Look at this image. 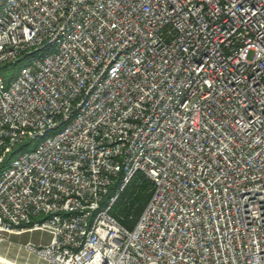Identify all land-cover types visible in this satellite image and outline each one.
Returning <instances> with one entry per match:
<instances>
[{
  "label": "built area",
  "instance_id": "1",
  "mask_svg": "<svg viewBox=\"0 0 264 264\" xmlns=\"http://www.w3.org/2000/svg\"><path fill=\"white\" fill-rule=\"evenodd\" d=\"M21 59L0 233L47 235L24 247L49 264H264V0H0V65Z\"/></svg>",
  "mask_w": 264,
  "mask_h": 264
},
{
  "label": "trees",
  "instance_id": "2",
  "mask_svg": "<svg viewBox=\"0 0 264 264\" xmlns=\"http://www.w3.org/2000/svg\"><path fill=\"white\" fill-rule=\"evenodd\" d=\"M26 64V60L21 59L13 64L0 65V78L7 84L19 72L20 68ZM36 146L35 142L25 140L18 144L15 149L7 155L1 167H4L9 160L15 158L23 151L32 150ZM117 183H114L109 190L110 194L114 192ZM152 190V183L143 174L136 173L130 180L128 185L122 192L119 193L113 207L111 214L115 216L122 224L131 228L140 217L144 210Z\"/></svg>",
  "mask_w": 264,
  "mask_h": 264
},
{
  "label": "crops",
  "instance_id": "3",
  "mask_svg": "<svg viewBox=\"0 0 264 264\" xmlns=\"http://www.w3.org/2000/svg\"><path fill=\"white\" fill-rule=\"evenodd\" d=\"M9 237L0 239V264H49L42 260L40 262L38 257L24 251L16 241L8 240ZM41 237L48 239L47 235Z\"/></svg>",
  "mask_w": 264,
  "mask_h": 264
},
{
  "label": "rangeland",
  "instance_id": "4",
  "mask_svg": "<svg viewBox=\"0 0 264 264\" xmlns=\"http://www.w3.org/2000/svg\"><path fill=\"white\" fill-rule=\"evenodd\" d=\"M42 235L45 236V234H42ZM7 237H9L8 240L16 241V243H18L21 247H23L24 251H26L29 254L31 253L28 252L24 247L26 243L31 242L34 244H39V243H43L46 241V237H41L40 232H24L19 235L0 233V239H5ZM39 260L41 262V259Z\"/></svg>",
  "mask_w": 264,
  "mask_h": 264
}]
</instances>
